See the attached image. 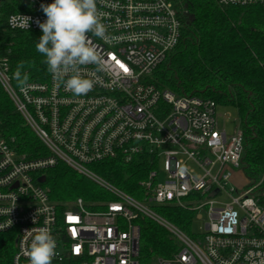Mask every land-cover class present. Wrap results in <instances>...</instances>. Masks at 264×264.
Wrapping results in <instances>:
<instances>
[{
    "label": "built area",
    "instance_id": "2783aa9c",
    "mask_svg": "<svg viewBox=\"0 0 264 264\" xmlns=\"http://www.w3.org/2000/svg\"><path fill=\"white\" fill-rule=\"evenodd\" d=\"M52 2L0 0V40L10 32H42L37 21L47 17L41 5ZM218 3L264 7V0ZM98 8L110 39L89 33L103 63L82 67L97 81L86 95L66 91L50 73L44 82L16 85L11 51L0 48V87L47 149L38 157L19 152L0 126V232L15 235L13 264H29L28 231L40 227L57 242L52 264H264V167L257 179L245 176L240 121L220 114L213 99L177 95L151 80L180 42L182 9L174 0H98ZM20 15L31 18L28 29L13 26ZM112 159L150 162L141 199L92 166ZM60 162L114 199L99 210L88 209L82 198L61 209L40 181ZM233 171L242 174V188H228ZM222 192L232 200L215 207ZM169 204L196 211L198 220L206 208L205 231L190 233L169 221L158 209ZM138 216L167 229L180 249L143 262Z\"/></svg>",
    "mask_w": 264,
    "mask_h": 264
},
{
    "label": "trees",
    "instance_id": "16d2710c",
    "mask_svg": "<svg viewBox=\"0 0 264 264\" xmlns=\"http://www.w3.org/2000/svg\"><path fill=\"white\" fill-rule=\"evenodd\" d=\"M174 1L182 9L181 39L151 80L177 95L210 98L235 109L244 134L242 170L246 177L257 179L264 167V7L225 6L218 0ZM41 36V31H17L0 40V48L11 51L13 77L18 63L24 61L28 82L47 80V66L35 47ZM14 83L18 84L15 78ZM0 126L5 135L13 138L17 151L30 157L47 154L46 147L1 87ZM92 166L114 185L142 198L140 180L151 168L147 159L130 164L112 159ZM43 175V186L61 209L82 198L88 209L99 210L114 199L106 189L62 162L44 170ZM158 207L169 221L192 233L196 211L176 204ZM136 222L143 262L170 257L180 249L178 241L154 220L138 216ZM15 251L14 233L0 232V264H13Z\"/></svg>",
    "mask_w": 264,
    "mask_h": 264
},
{
    "label": "clouds",
    "instance_id": "9594fccd",
    "mask_svg": "<svg viewBox=\"0 0 264 264\" xmlns=\"http://www.w3.org/2000/svg\"><path fill=\"white\" fill-rule=\"evenodd\" d=\"M41 9L47 19L37 21L42 36L36 43V51L43 57L42 62L54 81L75 96L86 95L97 81L83 75L82 67L103 63L89 33L110 39L102 22L104 13L98 8V0H53L50 4H42ZM12 19L13 26L26 29L30 26V17L20 15ZM24 68L25 62H19L14 78L19 86L26 88L29 76ZM28 232L30 244L26 255L29 264H52L57 242L49 228L40 227Z\"/></svg>",
    "mask_w": 264,
    "mask_h": 264
},
{
    "label": "rangeland",
    "instance_id": "374dc122",
    "mask_svg": "<svg viewBox=\"0 0 264 264\" xmlns=\"http://www.w3.org/2000/svg\"><path fill=\"white\" fill-rule=\"evenodd\" d=\"M218 111L220 114H224V112H226V111L230 112L232 114L233 120H235V124H239L238 114H237L236 110L233 109L232 107L219 105ZM220 119H221V121L223 120V118H220ZM231 127H232V125H231ZM228 128H230V125L228 126ZM232 174H233L232 179L228 183V188H232V187L237 188V189L242 188L243 184H244L242 174L240 172L238 173L236 171H233ZM231 194L233 196L238 195L237 192H234ZM217 200L220 201L221 203H215L216 204L215 207H220L222 205V203L230 202L232 200V197L230 195L222 192L220 197L217 198ZM200 212L203 214V219H201V220H198L197 218L194 219V222L192 225V232H194L196 234H202L205 231V224L209 220L206 208H204ZM135 223H137L136 220H135Z\"/></svg>",
    "mask_w": 264,
    "mask_h": 264
},
{
    "label": "water",
    "instance_id": "95a60500",
    "mask_svg": "<svg viewBox=\"0 0 264 264\" xmlns=\"http://www.w3.org/2000/svg\"><path fill=\"white\" fill-rule=\"evenodd\" d=\"M40 181H41L42 183H45V181H46V177H45V176H42L41 179H40Z\"/></svg>",
    "mask_w": 264,
    "mask_h": 264
},
{
    "label": "snow or ice",
    "instance_id": "6c2138e0",
    "mask_svg": "<svg viewBox=\"0 0 264 264\" xmlns=\"http://www.w3.org/2000/svg\"><path fill=\"white\" fill-rule=\"evenodd\" d=\"M78 251V250H77Z\"/></svg>",
    "mask_w": 264,
    "mask_h": 264
}]
</instances>
